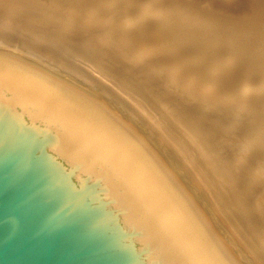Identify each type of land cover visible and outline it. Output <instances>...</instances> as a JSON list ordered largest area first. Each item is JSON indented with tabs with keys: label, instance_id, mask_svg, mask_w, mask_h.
<instances>
[{
	"label": "bare ground",
	"instance_id": "1",
	"mask_svg": "<svg viewBox=\"0 0 264 264\" xmlns=\"http://www.w3.org/2000/svg\"><path fill=\"white\" fill-rule=\"evenodd\" d=\"M178 2L0 0V22L74 74L246 259L264 264V24L238 18L227 29L195 3ZM229 49L245 62L226 56ZM255 80L257 89L247 87Z\"/></svg>",
	"mask_w": 264,
	"mask_h": 264
},
{
	"label": "water",
	"instance_id": "2",
	"mask_svg": "<svg viewBox=\"0 0 264 264\" xmlns=\"http://www.w3.org/2000/svg\"><path fill=\"white\" fill-rule=\"evenodd\" d=\"M0 264H251L74 74L0 22Z\"/></svg>",
	"mask_w": 264,
	"mask_h": 264
},
{
	"label": "rangeland",
	"instance_id": "3",
	"mask_svg": "<svg viewBox=\"0 0 264 264\" xmlns=\"http://www.w3.org/2000/svg\"><path fill=\"white\" fill-rule=\"evenodd\" d=\"M179 1H181L182 3L185 1L195 3L194 8L196 10L199 9L201 11H207L208 13L210 12L212 14L211 16L218 18L219 22L222 23L223 26H225L227 29L230 26H233L234 23H236L238 18H240L242 20V22H244L243 23L244 26L252 25V22L258 18H262V22L264 24V0H209V1L208 0H179ZM181 2H178V3H181ZM192 3H190V4H192ZM260 16H263V17H260ZM174 17L175 16H170L168 18V21L172 22V19H175ZM178 18H179V16H178ZM178 21H180V23H181V26H180L181 29H182V27L184 28V26H187L186 25L187 23L184 24L183 20L181 21L178 19ZM261 34H262V36H264L263 35L264 34V26H263V32ZM194 36H196V37H194ZM186 37H188V38L191 37V38H193V40L199 39V41L201 38L200 36L194 35L192 32H189ZM232 50H234V49H232ZM232 50L229 49L227 51L226 56H229L232 54V55H234V56H232V59L234 61L236 60V61H239L241 63L245 62L243 54H241V55L239 53L233 54ZM244 65L245 64H243V67H244ZM231 71H234V69H232ZM258 83H259L258 80H255L251 84H249V86H247V87H250V88L252 87V90H255L258 88L256 86V85H258ZM239 87L240 86H238V85L231 86V88L233 90H236ZM254 87H255V89H254ZM236 94H238L237 95L238 98H242L245 96V93H243V92H241V93L238 92ZM236 94H235V97H237Z\"/></svg>",
	"mask_w": 264,
	"mask_h": 264
}]
</instances>
